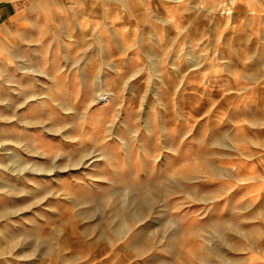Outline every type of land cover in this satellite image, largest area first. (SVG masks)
<instances>
[{
    "label": "rangeland",
    "instance_id": "obj_1",
    "mask_svg": "<svg viewBox=\"0 0 264 264\" xmlns=\"http://www.w3.org/2000/svg\"><path fill=\"white\" fill-rule=\"evenodd\" d=\"M40 6L0 50V264H264V0Z\"/></svg>",
    "mask_w": 264,
    "mask_h": 264
},
{
    "label": "crops",
    "instance_id": "obj_2",
    "mask_svg": "<svg viewBox=\"0 0 264 264\" xmlns=\"http://www.w3.org/2000/svg\"><path fill=\"white\" fill-rule=\"evenodd\" d=\"M41 1L42 0H0V50L5 36L10 35L12 30H18L23 27L24 19L28 18V15L29 18L32 19V12L35 7L43 8L40 6Z\"/></svg>",
    "mask_w": 264,
    "mask_h": 264
}]
</instances>
